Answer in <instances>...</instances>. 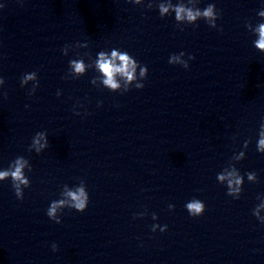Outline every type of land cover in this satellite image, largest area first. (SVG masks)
I'll return each mask as SVG.
<instances>
[{
  "label": "clouds",
  "instance_id": "clouds-1",
  "mask_svg": "<svg viewBox=\"0 0 264 264\" xmlns=\"http://www.w3.org/2000/svg\"><path fill=\"white\" fill-rule=\"evenodd\" d=\"M198 2L199 0H177V3L174 4L173 0H159L156 6L158 7L161 18L174 13L177 26H180L181 24H195L199 19H204L208 23L209 27L216 28V21L219 18V15L215 4L209 3L203 10L198 7L191 6ZM135 3L139 4L140 0H135ZM147 7L151 9L153 7V3L149 2ZM258 16L264 18V8L258 12ZM246 27L257 36V39L253 42L254 47L264 53V22H261L256 26H253L251 23H247ZM181 31H183V28H181ZM67 47L68 45H66L63 49L64 55H66ZM184 56V52L172 54L170 55L168 62L173 65L179 64L187 69L189 65L188 62L183 59ZM97 57L98 58L95 60V68L102 74V84L112 92H117L118 89H121L122 86L120 80L124 81L123 90L120 91L121 93L129 91L130 87L133 85L137 89H142L144 87V84L141 81L147 78L148 68L147 66L140 65L138 61H136L128 52L113 49L110 55L106 52H99ZM194 58V56L188 57L190 60ZM69 66L77 75L83 74L86 70V65L83 59H73L69 62ZM137 68L140 70L139 79L136 75ZM30 80L36 81L32 90H30L29 94L31 95L34 94L36 88L39 86L36 72L25 74L21 79V87L27 84ZM134 81L136 82L133 83ZM92 82L95 83V80ZM3 83L4 80L0 78V84ZM57 95L59 96L60 93L58 92ZM75 114L79 115L80 113L77 112ZM258 136L259 138L256 146L257 151L264 153V121L261 122ZM249 143V140H245L243 147L247 148ZM48 147L49 141L47 133L40 131L33 137L28 150H34L37 154H39ZM233 158L237 161H241L245 158V152L240 151L238 155H235ZM26 168L29 172L32 170L29 161L23 156H19L10 163L7 169L0 170V181L10 178L15 195L21 200L24 195L23 189L30 186V181L25 175ZM246 175L249 181L257 182V175L255 172H248ZM243 179V176L237 168L231 164L224 167L223 171L217 175V180L221 184H225L226 182L227 195L233 197L234 199H239L240 197ZM60 195L61 198L52 201L46 212L48 218L55 221L57 224L61 223L60 215H58L61 210L68 208L75 209L77 212L82 213L88 206L89 195L83 180H81L79 185L76 187L70 188L68 185H64ZM262 198H264V196L257 197L258 200H262ZM168 207L172 210L175 206L170 204ZM185 208L191 217H198L204 213L205 204L201 200L193 198L185 204ZM260 208H264V201L253 209V215L259 219L261 224H264V218L259 217ZM143 215H145V213L140 214V216ZM152 218L153 220L158 219L155 213L152 214ZM157 228H159L161 232H164L167 230V225L160 226L158 224H154L152 226V231L155 232ZM52 250L57 251V245L55 243L52 244Z\"/></svg>",
  "mask_w": 264,
  "mask_h": 264
}]
</instances>
